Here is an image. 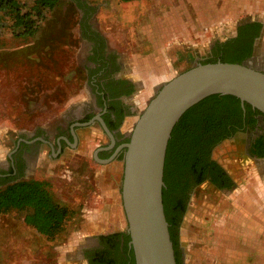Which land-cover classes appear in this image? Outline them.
<instances>
[{
    "label": "rangeland",
    "instance_id": "rangeland-1",
    "mask_svg": "<svg viewBox=\"0 0 264 264\" xmlns=\"http://www.w3.org/2000/svg\"><path fill=\"white\" fill-rule=\"evenodd\" d=\"M116 1L62 0L59 7L37 20L35 27L38 30L33 36L25 35L20 28L13 26L7 8L0 9L2 167H9L8 157L18 139L25 137L24 134L58 136L75 115L84 112L82 107L98 111L100 105L96 102L99 99L96 91L106 90L108 95H117V101L126 103L124 98H130L128 101L144 98L135 97V93L146 91L156 81V90L146 97V105L165 81L191 68L198 58L204 61L218 59L217 50H214L217 43H223L234 35L240 22L264 16V0H244L242 19L237 22L229 20L222 29L209 31L198 15L202 6L189 0H141L127 5ZM20 2L25 3L28 9L34 0ZM79 2L93 8L90 18L85 19V10L79 7ZM181 9L188 10L191 16L184 17L189 29L178 32L186 25L178 23L180 17L172 12H180ZM157 17L163 19L164 43L167 45L164 48L150 47V39H155L156 35L155 32H145L147 28L154 27ZM85 22L101 35L104 34L99 29L106 30L109 38L104 35L103 46H98L94 39L83 37L82 23ZM172 28L178 31H172ZM194 40L205 42L197 44L200 42L194 43ZM104 49L105 53L113 56L112 61L122 64L120 69L111 71L110 68L106 74L103 69L97 71L102 67L98 60ZM122 54L130 58L127 63L121 61ZM255 55L258 59L264 55V29ZM99 72L105 76L98 77ZM123 74L128 78L122 80ZM135 78L138 82L133 86ZM142 110L135 111L136 120ZM132 119L125 117L120 127L132 128ZM92 130L96 132L93 140L98 144L110 141L99 121L79 128L78 134H90ZM71 154L47 156L45 163L48 169L37 170L34 174L27 172L18 180L46 181L57 191V200L77 204V201L94 194L87 191L92 184L93 175L90 174L95 169L91 166L94 156ZM38 155L34 154L33 158ZM58 161L63 163L58 164ZM241 163L232 165L237 180L235 191L212 193L205 187H199L193 195L179 233L182 264H210L209 252L225 244L235 251L254 247L255 240L247 236L257 234L260 225L264 229V169L250 160ZM73 166H78L79 172L69 178L68 170ZM26 213L27 210L20 209L0 213V264L80 262L74 252L78 241L75 232L81 226L76 223L77 218L67 221L55 238L48 239L25 222ZM86 250L82 249L81 254ZM188 254H191L190 259Z\"/></svg>",
    "mask_w": 264,
    "mask_h": 264
},
{
    "label": "trees",
    "instance_id": "trees-1",
    "mask_svg": "<svg viewBox=\"0 0 264 264\" xmlns=\"http://www.w3.org/2000/svg\"><path fill=\"white\" fill-rule=\"evenodd\" d=\"M61 3L62 0H34L27 9V5L20 0H0V9L7 8L9 16L13 19V26L20 28L23 34L33 36L38 30L37 26L35 27L37 20L43 19L46 12L54 10ZM79 7L85 10V19L90 18L93 8L83 2H79ZM239 28V37L227 44H217V48L215 47L214 50H217L220 59L211 58L205 63L218 60L243 63L248 60L253 52V37L260 34L262 23L247 21ZM82 31L83 37L97 42L105 41L104 36L92 30L87 22L82 23ZM104 60L108 61L107 58ZM101 64L102 67H99L97 71L108 65L107 62ZM103 76L105 75L101 74L100 78ZM102 92L99 95V102L103 105L104 98L108 101L105 121L112 131L118 130L126 115L125 106L120 100L117 101V95H108L106 90ZM231 105L240 108V99L233 95H211L189 109L173 130L167 150L166 185L163 196L178 264H182L178 231L185 207L181 204V196L185 192L182 183L187 174L204 172L207 168L205 160L208 158V149L203 138L206 135L205 132L216 127L210 111H214L213 107L218 110ZM204 111H206L205 114H209L201 116ZM90 118L91 115H88L85 121ZM129 140L130 138H125L123 142ZM13 209L27 210L25 222L48 239L55 238L62 231L71 214L68 206L55 199L48 182L38 179L18 180V176L10 175L0 178V213ZM130 239L129 234L103 235L99 239L100 244L95 248L87 249L84 255L90 264H135L134 251L129 244Z\"/></svg>",
    "mask_w": 264,
    "mask_h": 264
},
{
    "label": "water",
    "instance_id": "water-1",
    "mask_svg": "<svg viewBox=\"0 0 264 264\" xmlns=\"http://www.w3.org/2000/svg\"><path fill=\"white\" fill-rule=\"evenodd\" d=\"M261 60L264 64V55ZM253 63L199 62L165 81L137 117L130 140L116 147L110 159L123 151L122 196L135 264H178L163 196L173 130L189 109L215 94L233 95L264 113V68ZM95 119L111 140L98 148L99 158L98 152L113 148L116 138L100 114L77 124L90 125Z\"/></svg>",
    "mask_w": 264,
    "mask_h": 264
},
{
    "label": "crops",
    "instance_id": "crops-1",
    "mask_svg": "<svg viewBox=\"0 0 264 264\" xmlns=\"http://www.w3.org/2000/svg\"><path fill=\"white\" fill-rule=\"evenodd\" d=\"M116 1V0H115ZM123 1L124 4H133L134 2L141 0H118ZM193 2L195 5H201L198 9V15L201 18V21L204 22L203 26L206 30L215 31L220 29L222 26H226L229 20L233 22H237L239 19L243 18L244 14V0H189ZM117 2V1H116ZM122 3V2H121ZM207 3L208 6L207 7ZM173 15H177L180 17L177 20L178 23L186 25L185 28H180L179 31L177 29L172 28V31L177 30L187 31L189 23H186L184 17L191 16L188 10H180V12H172ZM101 17V16H100ZM99 17V20L101 21ZM255 20H261L264 22V16L259 17ZM241 23V22H240ZM101 24V23H100ZM163 19L162 17H157L154 19V27H150L146 29V33L155 32V39L151 40L150 47L164 48L167 45L164 43V27L162 26ZM188 25V26H187ZM102 26V25H100ZM160 26V28H159ZM222 29V28H221ZM105 37L109 38V34L106 33V30L103 28L99 29ZM103 35V36H104ZM197 44H204L205 40H194L192 41ZM179 46V45H178ZM129 57L127 55H121V61L123 63H127ZM122 80L128 78L126 75L121 76ZM136 85L135 78L133 79ZM156 81L149 86L146 91H140L135 93V97L143 96L144 98L140 99H131L128 101V98H124L125 104H133L130 105L131 113L127 116L132 119L133 117V125L136 122L135 111L139 112L144 109V103L147 101L148 96L153 94L156 90L155 85ZM138 88V86H137ZM140 89H142L140 87ZM142 108V109H141ZM140 109V110H139ZM133 128V127H132ZM131 127L121 128L124 136L131 132ZM96 132L91 131L90 134H78L77 138H71L70 140L64 138L63 140L56 138H41L40 142L42 148L40 149L39 155L34 158L30 167H28V173L34 174L37 170L48 169L47 156L49 157H57L62 156L63 153H67L69 155L72 153V156L75 155H93L94 162L91 163L93 165L94 171L91 176V186L87 191H91L94 194L92 196L86 197L84 200L77 201V204H72L68 202L60 201V203L68 206L70 209V217L67 221H75L76 223H80L78 231L75 232V239L78 240L75 246L76 250L74 251L76 255H78V259L82 263L78 264H90L89 260L85 257L84 254H81L82 249H89L93 247H97L100 242L99 239L103 235H110L114 233H128V220L125 212V208L123 205V196H122V182H123V174H124V162L123 158L121 159L120 153L114 158L110 159L113 155L110 154V149L103 148L98 152L99 158L96 157L95 153L99 147L107 146L106 144L100 145L96 141L93 140ZM2 159V158H0ZM52 159V158H50ZM70 161L72 159H69ZM68 160V161H69ZM59 163H63V161H58ZM78 166H73L72 169L68 170V177L72 178L75 176L76 172H79ZM39 174V173H38ZM79 174V173H78ZM88 177L87 174H85ZM40 177V174H39ZM42 179L44 177L41 175ZM39 180V179H38ZM51 190L56 199L57 191L54 187H51ZM57 200V199H56ZM264 224V222H263ZM254 241V247L250 250L243 251H235L233 249H229L227 244L221 246L219 249H214L209 252L210 256V264H264V229L260 225V229L257 231V234H253L252 237L247 236ZM227 239V237H226ZM227 241V240H226ZM74 252L71 254L73 255ZM196 257V255H195ZM191 258V254H188V259ZM208 263V261H207ZM72 264V263H71Z\"/></svg>",
    "mask_w": 264,
    "mask_h": 264
},
{
    "label": "flooded vegetation",
    "instance_id": "flooded-vegetation-1",
    "mask_svg": "<svg viewBox=\"0 0 264 264\" xmlns=\"http://www.w3.org/2000/svg\"><path fill=\"white\" fill-rule=\"evenodd\" d=\"M248 21H260L262 23L260 34L253 37V52L248 60L256 61V64H253L257 68L263 69V60H261V58H256L255 54L258 48L259 41L263 34L264 22L255 19H251ZM241 24L243 23H240L238 25L236 33L234 35H231L223 43L219 44H227L239 37V26ZM250 37H247V39H250ZM101 42L103 43L104 41L99 40L97 45L103 46L101 45ZM102 52L103 53L100 54L104 57L102 58L101 56V58L98 60L99 63H108V65L106 64L102 68L103 70H105V72L103 71V73L106 74V72L110 68L111 71L117 68L120 69L122 64L118 63V61L114 63L115 61H112L113 56L105 53V49L102 50ZM105 58H107L108 61L104 60ZM199 62L205 61L202 58H198L193 62V64ZM103 73L99 72L97 76L99 77V75ZM96 93L98 97V95L102 94L103 92L100 93L96 91ZM96 102L97 105H100L98 106V111H91L89 107H82L81 109L84 112H81V115H75L71 119L68 126L61 129L58 136H53L50 134L47 135L46 133H43L41 135H39L38 133H34L33 135L24 134L25 137H21L20 139H18L12 154L8 157L9 167H2L0 165V178H6L10 175L21 177L22 175L27 173L28 167H30L31 163L34 160V154L40 153V149L42 148L40 142L41 138L47 139L53 137L60 140H63L64 138L68 140H70L71 138L75 139L73 130L78 136V129L87 126L78 125L77 123L88 122L91 119L95 118L98 114H100L104 118L108 108V101L106 98H104L103 105L99 102V99H97ZM122 104L125 106V117H127L131 113V107L128 104ZM240 108H238L236 105H231L218 110L213 107L212 110L214 111H210L212 116L211 118H213L212 120H214V125L216 127H214L211 131L205 132L206 135H204L203 138L205 141V146L208 149V158L205 160L207 168L204 172H192L190 174H187L182 183L183 188H185V192L182 193L181 204L185 207L183 209V216L178 233H180V228L182 227L183 221L190 210L191 199L197 192V189L199 187H205L209 189L210 192L213 191L225 193L228 191H235L237 180L235 170L232 167L233 163L235 162L241 163L243 161L250 160L252 163H255L258 168L264 169V113H262L258 109L253 108L252 106H249V104L247 103L243 104L241 101ZM206 111L202 112L201 116H206L207 114H209H205ZM88 115H91V118L85 121ZM97 121L99 120L95 119L94 123H96ZM113 133L116 138V144L113 148L110 149V154L115 151L117 146L125 143L123 142L125 138H129V136L127 135L124 136L121 127H119L118 130L113 131ZM110 142L111 140L107 142L106 145L109 146ZM121 154L123 155V152L120 153V157L122 159L123 156ZM11 170L12 172H10ZM210 201L211 199L209 200V202Z\"/></svg>",
    "mask_w": 264,
    "mask_h": 264
}]
</instances>
